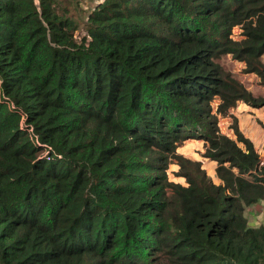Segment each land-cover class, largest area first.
Masks as SVG:
<instances>
[{
    "label": "trees",
    "instance_id": "obj_1",
    "mask_svg": "<svg viewBox=\"0 0 264 264\" xmlns=\"http://www.w3.org/2000/svg\"><path fill=\"white\" fill-rule=\"evenodd\" d=\"M80 1L0 0V264H264V163L218 126L264 104L219 61L264 85V0Z\"/></svg>",
    "mask_w": 264,
    "mask_h": 264
},
{
    "label": "crops",
    "instance_id": "obj_2",
    "mask_svg": "<svg viewBox=\"0 0 264 264\" xmlns=\"http://www.w3.org/2000/svg\"><path fill=\"white\" fill-rule=\"evenodd\" d=\"M263 61H264V55ZM235 63L234 67L240 71V80L244 83L246 89H248L252 95L262 92L264 94V85L259 83V77L253 72H243L242 69L245 66L243 61L233 60ZM233 117L237 120L238 129L243 135L248 138L254 149L259 154V159L263 158L264 155L259 153V148H264V104L260 106H254L246 103L243 100H237L234 106L228 109V114L225 116L218 117L219 130L227 135L231 140L237 142V144L243 147V143L237 140L236 133L231 127ZM258 121L261 125L258 124ZM191 139V138H188ZM200 141V145H204V140L197 138ZM210 160L209 158H206ZM211 166L216 168L218 163L211 160ZM178 167V166H177Z\"/></svg>",
    "mask_w": 264,
    "mask_h": 264
},
{
    "label": "rangeland",
    "instance_id": "obj_3",
    "mask_svg": "<svg viewBox=\"0 0 264 264\" xmlns=\"http://www.w3.org/2000/svg\"><path fill=\"white\" fill-rule=\"evenodd\" d=\"M96 2L98 0H95ZM86 0H81L80 4L81 7L85 8L86 4H85ZM73 8V7H72ZM240 28L237 26H233L232 27V37L234 39H240L242 37L241 33H240ZM84 32V28L82 26H80L78 29L75 30L74 32V37L76 39H79V37L83 34ZM263 59V57H262ZM233 60V57H231L230 54H226L224 56H222L220 58V62L223 64V66L225 68H227L228 70H230L234 75H236V78L240 80L239 77V73H241L240 71L236 70V67H234L235 63ZM218 61V59H217ZM241 71H243V69H240ZM244 72V71H243ZM241 81V80H240ZM242 82V81H241ZM243 83V82H242ZM244 85V83H243ZM253 96H256V94H254ZM258 124L261 125L258 121ZM28 141H31V138L28 139ZM36 146V145H35ZM204 145H200V141L197 138H191V139H184L182 141H179L175 144V151L184 156L187 157L191 160H197L200 162L201 166L206 170L207 174L210 175L211 179L218 183L219 179L216 175V168H213L211 166V159L207 160L206 156L203 155L204 152ZM25 152H28L30 154L31 157H40L41 154L46 153L47 149L46 148H38L34 151L33 149H31V146H27L26 150H24ZM261 152V154L264 155V148L262 149L261 147L259 148V153ZM215 161V160H213ZM177 163L175 160H172L171 162H169V165L167 167V173H168V177L170 180L173 181H178V182H184V178L182 176L176 175L175 171L177 170ZM249 216H250V221H254V222H258V221H264V199L259 201V204L251 209L249 211Z\"/></svg>",
    "mask_w": 264,
    "mask_h": 264
},
{
    "label": "built area",
    "instance_id": "obj_4",
    "mask_svg": "<svg viewBox=\"0 0 264 264\" xmlns=\"http://www.w3.org/2000/svg\"><path fill=\"white\" fill-rule=\"evenodd\" d=\"M35 145H36V147H38V148H48V147H45V146H43V144L39 141V140H36V142L34 143ZM46 153H48V152H46ZM43 154H45V153H43ZM264 163V159L263 158H260V160H259V164L261 165V164H263Z\"/></svg>",
    "mask_w": 264,
    "mask_h": 264
}]
</instances>
